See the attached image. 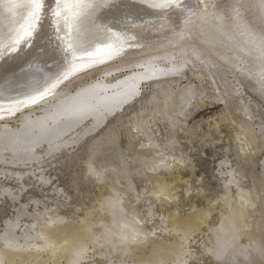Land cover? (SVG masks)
Listing matches in <instances>:
<instances>
[{"label": "bare ground", "instance_id": "1", "mask_svg": "<svg viewBox=\"0 0 264 264\" xmlns=\"http://www.w3.org/2000/svg\"><path fill=\"white\" fill-rule=\"evenodd\" d=\"M94 2L97 0H61V16L57 18L52 14L55 11L54 0H47L52 12L47 13L38 25L39 30L33 31L35 16L39 14L35 0H0V50L17 39H26V32L33 33L31 43L22 44L23 52L18 58L9 60L6 56L0 60V203L2 198H6L15 210L14 218L7 221V228L0 235V264H74V261L89 264L87 261L95 255L106 258L107 264L185 261L181 251L190 252L186 247L188 239L199 232L212 213L209 214L207 209H194V212L181 217L171 213L163 216L162 227L153 228L160 234L146 231L136 209L126 210L120 178L110 171L115 163L122 174L126 173L114 128L126 118L146 135L148 144H142L141 148L152 144V129L144 111L156 102L154 94L163 100L157 113L165 115L171 126H177V122H181L178 118H185L188 107L194 103L192 99L196 92L190 77L202 78L200 72L194 71L200 62L205 68L218 65L231 74L238 71V77L250 83L256 94L264 93L261 76L264 73V55L259 46L264 32L255 29L258 25L255 18L248 22L252 13L246 12L247 16L239 24L234 20L233 6L237 2L230 7L232 12L228 14V11L217 9V0H114L111 7L97 13L98 22L107 24L109 30L93 33L87 13L92 10L89 5ZM213 14L217 18L215 21ZM156 21H159L157 29L150 33L148 28H155L153 23ZM163 24L168 28L157 32ZM241 24L255 33V42ZM57 26L61 29L59 33ZM163 32L167 34L163 35ZM160 33L161 39H156ZM223 35L225 39L221 40L219 36ZM196 42L200 46L195 45ZM129 47L140 48L138 52L141 54L131 62L126 60L129 55L126 48ZM152 50L157 52L150 53ZM228 50L232 53H227ZM116 52L118 54H114ZM9 55L15 56L14 53ZM115 60L121 65L109 67V62ZM193 60L197 62L194 64ZM181 65L180 71H169ZM99 67L105 68L100 69L98 78L87 80L73 91L64 89L71 82H77L83 74H90ZM220 72L208 70L212 80V74ZM137 74H147L149 78L134 81L132 78ZM134 82L139 85V95L126 98ZM183 82L187 84H183L181 92L176 94L172 86ZM147 85L151 90L144 94L141 89ZM189 90L194 95L189 96ZM230 92L235 90L217 89V97L223 101L222 94ZM67 106L86 111L88 115L78 119L61 111ZM172 106H175V111L170 115L168 110ZM130 110V115H127ZM137 113L141 115L139 122L136 121ZM247 116L250 118L249 114ZM254 127L248 130L250 136L244 143L245 147L260 137L264 140L263 127ZM52 129L55 131H50ZM174 143V140L165 143L161 156L146 159L145 169L150 173L169 170L172 162L168 163L166 158L170 159L172 155L165 154V151L171 150ZM82 144L84 147L90 145L91 151L84 162L83 176L97 183L98 190H106L107 193L98 198L100 201L94 209L98 211L96 216L93 211H87L84 217L78 219L76 216L78 220H73L62 215L56 204L53 207L47 201L53 197L50 194L65 201L70 199L63 188L53 183L55 173L52 175V169L65 158H70L75 150H81ZM105 151L108 152L106 161L97 166L102 176L90 175L86 162L102 156ZM218 167L225 168H221L219 174L227 177L223 181L225 192L219 199L224 212L220 211L217 227L206 229L212 243L204 251L224 264L251 263L253 259L264 261L258 254L245 251L264 245L262 231L255 237L251 232L254 238L245 244L240 243L241 238L248 235L247 231H251L253 219L249 208L255 204L257 193L252 195L253 190L250 192L241 187V183L240 186L235 176L243 175L230 167L229 160L220 161ZM145 169L134 170V174L151 181L149 194L155 199L158 195L170 199V188L180 181L179 178L172 181L165 177L151 179L145 174ZM261 171L264 179V159ZM34 190L40 198L33 196ZM135 199L138 200V193ZM30 204L32 213L27 211ZM151 213L148 209L147 215ZM177 225L183 229L179 235ZM170 233L171 237L174 235L167 243L165 237H161ZM185 234L186 238L181 239ZM9 240L13 241L11 246ZM178 242L183 243V249L177 246ZM149 243L151 255H144V252L142 256L135 255Z\"/></svg>", "mask_w": 264, "mask_h": 264}, {"label": "rangeland", "instance_id": "2", "mask_svg": "<svg viewBox=\"0 0 264 264\" xmlns=\"http://www.w3.org/2000/svg\"><path fill=\"white\" fill-rule=\"evenodd\" d=\"M236 2H238V0H217L218 5H216V7L219 11L225 10L230 14L232 12L230 7ZM247 12L250 14L252 13V15L249 16L248 22H251L253 18L258 20V25L255 29H260L262 31L261 33H263L264 14L258 13L255 9H250ZM246 14L245 12L244 17L247 16ZM212 19H214V21L217 19L215 14H213ZM158 24L159 21L154 22L153 26H155V28L149 27L148 31L154 33L153 30L157 29L156 25ZM167 28L168 25L163 24L158 27L157 32ZM225 28H228V25H226ZM165 34L167 33L163 32V35ZM157 35L158 37L156 39H161V33ZM219 37L221 40L225 39L224 35ZM152 41L153 39L149 42ZM195 45L200 46V43L196 42ZM151 46L152 45H148V47ZM139 49L140 48L135 47L126 48V51L129 53V55L126 56V60L129 62L136 60L141 55L138 52ZM154 52L157 51L152 50L150 53ZM227 53L231 54L232 50H228ZM212 57L216 59L215 55H212ZM193 61L194 64L197 62L195 60ZM109 63V67L121 65L118 60ZM198 65V69L194 71L200 72L202 78L197 80L190 77L193 89L196 92L192 99L194 103L191 102L193 104L188 107L185 118H178L181 122H177V126H171L165 115L157 113L162 106L163 100L162 97L154 94L156 102L147 106L144 111V117L149 121L152 129V135H150L153 140L152 144L141 148L142 144H148L147 137L140 129L132 125V122H127L128 119L126 118L123 119V123H121L120 126L114 128V137L118 140V148L124 158L123 168L126 173L122 174L121 171L117 169L115 163H113L114 169H110V171L113 174H118L120 178L126 210L132 211L136 209L139 215L138 217L143 221L144 229L148 232L154 231L153 228L162 227V221L164 220L163 216L171 215V213L175 214V216L179 214L178 216L181 217L195 210H209V214H212L208 215L206 224L201 227L199 232L196 231L188 239V245L186 244V247L189 248L188 250H190V252L188 251V253H190L191 256L187 253V255H185V261H187L186 264H224L211 258V255L204 251L207 249L205 247H211L212 243L210 241V232L206 229H212L218 226L220 211L223 209L222 201L220 200L222 194L225 192V183H223V181L226 180L225 178L227 177L219 174L221 168L225 170L223 167H218L220 161L229 160L230 167L244 176L238 174L235 176L236 179L239 180V184H242V186L241 184L240 186L248 189L250 192L253 190L254 192H251L252 195L257 193L255 204L249 208L250 216H252L251 218L253 219L250 225L252 227L249 229L251 231H247L246 234L248 235L244 236L243 239L241 238L240 243L242 242L241 244H245L247 241L252 240L258 232L259 234L261 233L260 231H262L264 235V179L261 173V165L264 159V140L260 137L253 143L250 142L248 147L244 146L245 141H249L250 135L248 134V130L255 128V125H261L264 130V93L262 95L256 94L251 88L250 83L238 77V71H234V73L231 74L229 70L223 69L218 65H215V68L210 65L205 68L202 62L198 63ZM188 67L192 68L190 65ZM103 68L105 67H99L98 70L90 74L85 73L83 76L79 75L81 78H79L77 82H71V84H68L64 89H66V91H73L74 88L87 82V80L98 78L101 72L100 69L102 70ZM215 69L221 72L218 75L212 74L214 76L212 80L209 77L208 70L212 72ZM186 71L188 72L189 70L186 69ZM183 84L186 85L187 82L173 85L172 90L176 94L180 93ZM216 88L219 91H223L224 88H229L235 90V92L222 94L223 101H220L219 97H217ZM236 89H238V92H236ZM150 90L151 88L148 85L141 89L144 94H147ZM239 90H241V92H239ZM146 91L148 92L146 93ZM173 111H175V106H172L168 110V114L173 115ZM130 113L131 110L126 114L130 115ZM247 114H249L250 118ZM140 119L141 115L137 113L136 121L139 122ZM173 140L175 143L172 149L165 151V154L172 155L170 159L166 158L168 163L172 162L170 169H160V171L156 173L148 172L145 169V165L148 163L146 159H150L153 156H161L160 151L164 148L165 143L170 141L173 142ZM155 142L157 146H155ZM84 146L85 145L82 144L81 150H75L74 153L72 152L70 158H65L58 166L56 164L52 169L53 172L51 171L52 175L55 173L52 178L53 183L63 188L67 192V195L70 196V199L65 201L62 197L50 194V196L54 198L52 197L47 203L52 204L53 207H55L54 204H56L62 215L73 220L82 218L84 214L92 211L96 216L98 211L96 212L94 209L97 207L101 196L103 197L107 193L106 190H98L97 183L91 180L92 183L83 176L85 170L84 162L89 158V154L91 153L89 150L90 145L88 147L86 146L87 148ZM107 156L108 152L105 151L102 156H97V158L93 160L96 165L99 166L106 161ZM127 159L128 161H126ZM132 160H134V162H131ZM140 169H145V174L151 179L158 180L165 177L166 179L168 178L169 181H172L175 177L179 178L181 182L177 181L170 188V194L172 196H170V199L172 200L168 198L165 199L166 196L163 198L162 195H158L159 197L155 199L151 193L149 194L151 181H146L147 178L145 176L140 177L134 174V170ZM169 174L170 177H168ZM148 185H150V187ZM34 191L32 193L33 196L36 197L38 195L36 198H40L39 193L37 194L36 191L34 193ZM137 193L138 200L135 199ZM1 201L0 235L7 228V221L13 219L15 216V210L11 207L12 204L6 198H2ZM27 209V211L32 213V204H30ZM148 209H151L153 213H151L150 216L147 215ZM223 210L222 212H224ZM145 220L147 221L145 222ZM17 232H19V230H17ZM154 232L160 234L159 230ZM251 232L254 235L253 238ZM164 237V241L167 243L168 241L171 242V233L164 234L161 238ZM247 237H249V239ZM262 242L264 243V238ZM150 244L151 243L146 245L147 247L141 249L138 253L135 252V255L142 256L143 252L145 253L144 255L148 256L149 253V255H151L153 252L150 251ZM188 256L189 258H187ZM127 261L130 262V259ZM87 262H89V264H107L106 258H101L97 255ZM84 263H86V261ZM168 264H171V262ZM236 264H264V261L253 259L251 263H243L240 261Z\"/></svg>", "mask_w": 264, "mask_h": 264}, {"label": "snow or ice", "instance_id": "3", "mask_svg": "<svg viewBox=\"0 0 264 264\" xmlns=\"http://www.w3.org/2000/svg\"><path fill=\"white\" fill-rule=\"evenodd\" d=\"M36 7L39 9V14L35 16L36 24L32 25L33 31H38L39 27L43 20L46 18L47 13L52 12V6L47 3V0H35ZM55 3V11L52 12L53 15H55L57 18L61 16V0H54ZM114 3V0H97V2H94L93 4L89 5V7L92 9L89 13H87V16L89 17V20L91 22V31L93 33H99L103 31L109 30L107 24L99 23L98 22V16L97 13L105 8L111 7ZM250 9H255L258 13L264 14V0H238V2L233 6L234 10V20L239 24L240 21L244 19V13L247 12ZM245 32L252 38L253 42H255V33L247 26V25H240ZM61 31L60 27L57 26V32L59 33ZM32 31L26 32L25 38L17 39L10 43L6 49L0 50V60H4L7 56V59L11 60L14 58H18L21 53L23 52L22 44H28L32 41ZM259 46L262 55H264V35H262L259 39ZM19 50V51H18ZM79 50V49H76ZM98 50V49H97ZM9 53H14L15 56L9 55ZM118 54V52L114 53ZM183 65L180 66V68H173L169 71L171 72H178L182 69ZM155 71H158L156 69ZM262 79H264V73L261 74ZM149 78L147 74H137L136 77H133L132 79L138 80V79H146ZM137 95H139V85L134 82L133 87L128 91L126 98H135ZM189 96L194 95V92H191L189 90L188 93ZM35 102V101H33ZM61 111L68 112L70 115L82 119L85 116L88 115L86 111L83 110H73L71 106H67L61 109ZM50 131H55V129H52ZM48 132L45 133L47 135ZM88 172L90 175H95L97 177L102 176L101 170L97 167L94 160H89L86 162ZM182 226L177 225L176 226V232L179 235L182 232ZM186 238V234L181 239ZM13 244V241L9 240V246ZM180 249H183V243L178 242L177 245ZM249 254L255 253L258 254L261 258H264V245H261L258 248H249L246 249ZM181 255H187L186 252L181 251ZM74 264H79L78 261H74ZM172 264H186V261H183L181 259H178L176 261H173Z\"/></svg>", "mask_w": 264, "mask_h": 264}]
</instances>
